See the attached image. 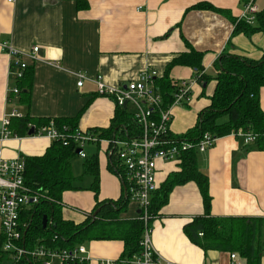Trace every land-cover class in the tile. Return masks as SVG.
<instances>
[{"label": "crops", "instance_id": "1", "mask_svg": "<svg viewBox=\"0 0 264 264\" xmlns=\"http://www.w3.org/2000/svg\"><path fill=\"white\" fill-rule=\"evenodd\" d=\"M249 2L264 11V0H0V42L9 41L26 52L39 46L36 60L25 59L32 70L29 106L21 102V90L12 92L17 87V68L0 48V128L3 117L16 109L22 115L50 119L37 128L55 118L79 116L77 128L82 131L106 129L116 113L114 99L100 94L90 79L79 87L75 73L84 72L91 78L100 75L113 87L136 78L146 67L156 70L159 79L175 58L190 51L189 43L204 52L199 75L210 79L205 84L196 81L199 72L187 65L174 64L169 70L173 81L195 80L190 101L173 109L171 132L185 133L210 104L217 83L212 78L217 74L214 63L222 53L254 60L264 55V31L251 35L234 32L236 20L242 19ZM260 102L264 110V87ZM125 109L132 113V107ZM101 139L98 147H106V159L98 149L97 199H117L124 193V170L109 153L110 138ZM52 142L37 133H14L0 141V153L8 160L42 155ZM111 156L115 170L111 169ZM198 167L209 178L212 216L264 218V145L256 140L246 143L242 137L228 134L218 138L209 150L198 153ZM177 170L178 160L159 161L158 187ZM92 182L88 190L63 193L66 219L82 222L91 213L97 202ZM138 211L137 204L130 200L121 217L135 219ZM203 215L205 207L197 184L192 181L175 186L168 202L149 221L157 255L171 264H231V252L205 250L185 232V226ZM80 245L86 249L83 256L88 264L118 260L124 250L121 240H92ZM236 253L245 264H264V242L258 261L249 262Z\"/></svg>", "mask_w": 264, "mask_h": 264}, {"label": "trees", "instance_id": "2", "mask_svg": "<svg viewBox=\"0 0 264 264\" xmlns=\"http://www.w3.org/2000/svg\"><path fill=\"white\" fill-rule=\"evenodd\" d=\"M255 18L253 24L245 19L236 20L234 32L251 35L264 31V11H259ZM187 45L190 51L175 58L167 67L165 75L155 79L156 87L164 98L163 107L174 101L175 84L169 77L172 65L191 66L197 70V73L199 72L197 80L203 84L209 82L210 78L206 75H199L203 70L204 52L195 50L189 43ZM214 66L217 74L212 78L217 83L210 96V104L199 112L195 125L185 133L175 135V139L196 143L206 132L222 137L233 130L243 128L257 135V143L264 145V110L260 102V91L264 87V55L254 60L243 55L222 53ZM16 80L17 87L19 91L21 90V102L29 106L28 92L32 80V70L29 65L24 71V76ZM115 112L110 127L93 128L91 131L100 138L108 139H132L142 134V128L132 113L119 106ZM78 118L79 116L55 118L54 122L57 127L67 126L72 131L78 127ZM49 120V118H34L25 114L13 117L10 129L18 136H26L31 128L30 125L39 127ZM74 144L72 142L64 145L56 140L44 154L24 156V182L32 193L39 196V201L23 208L20 213L23 236L18 241V245L27 250H34L41 245L55 250H72L86 241L121 240L124 243V250L118 260H130L142 250L141 240L145 222L140 216L135 219L121 217L130 202V194L125 183H123L124 193L119 198L98 201L100 175L97 152L84 158L83 162L84 173L93 177L91 189L97 199L95 207L82 222H75L63 216V193L76 189L77 178L72 171V159L78 154ZM198 153L199 151L193 148L183 152L178 158L179 170L171 172L151 197L150 215L154 217L168 202L175 186L193 181L199 187L203 198L205 215L196 217L185 226V232L191 240L205 250L238 252L249 262L258 261L264 242V218L212 216L209 178L198 167ZM111 158V169L115 170L116 162L112 156ZM98 209L99 212L93 217V213ZM44 216L47 217L46 227H43ZM3 242L4 236L0 234V264L13 260V252L5 251ZM88 262V260L70 259L63 264H88ZM14 263L36 264L37 261L31 256L24 255Z\"/></svg>", "mask_w": 264, "mask_h": 264}, {"label": "built area", "instance_id": "3", "mask_svg": "<svg viewBox=\"0 0 264 264\" xmlns=\"http://www.w3.org/2000/svg\"><path fill=\"white\" fill-rule=\"evenodd\" d=\"M13 1V0H8ZM256 5L249 2L244 9L242 19L248 23L255 22L258 13ZM0 48L11 56V66H15L16 79L24 76V71L28 67V60H36L39 46L33 47L32 51H20L9 41H1ZM78 79L77 85L81 87L85 79H90L97 84L98 92L102 95L112 97L116 106L124 107L126 104L132 107V114L142 128V134L132 139H109L110 151L112 156L123 167L124 173L121 178L130 194V200L135 202L140 210L139 216L145 222L140 253L134 255L130 260H106L100 264H171L159 257L152 245V229L149 225L151 215L149 213L151 197L157 190V169L159 161H177L182 153L190 149H197L205 152L213 147L218 140V136L210 132L203 134L198 142L175 139L171 135V121L173 109L179 105H186L191 99L192 87L197 81L181 79L174 81L175 93L174 101L166 106L164 98L156 87L155 78L157 71L148 67L142 69L136 78L126 84L109 86L102 81L100 75L89 77L84 72L75 73ZM13 93H19V88L11 89ZM22 116L16 109L9 111L2 119L0 128V141H4L14 135L10 129L11 119ZM35 133L45 135L52 141L59 140L64 145L75 143L77 153L80 157L86 158L85 146L87 142H100L102 139L91 130L82 131L79 128L72 130L67 126L59 128L52 120L49 124L41 128L30 125ZM30 128V129H31ZM232 135L242 137L246 143L253 142L257 135L243 130L231 131ZM25 162L24 158L13 160L3 159L0 153V224L1 234L4 236L3 249L11 251L12 259L9 263L19 261L24 255L36 259V264H63L70 259L86 260L83 254L86 252L84 246L79 245L72 250H55L46 248L43 245L34 250H27L18 245L22 238L20 224V213L23 208L31 206L39 201V196L32 193L24 182ZM32 200V202H31ZM231 264H245L239 259L236 252L230 254Z\"/></svg>", "mask_w": 264, "mask_h": 264}, {"label": "rangeland", "instance_id": "4", "mask_svg": "<svg viewBox=\"0 0 264 264\" xmlns=\"http://www.w3.org/2000/svg\"><path fill=\"white\" fill-rule=\"evenodd\" d=\"M183 127V125H182ZM181 126L178 127L179 129L182 128ZM98 143L96 142H87L85 146V152L87 156H91L93 153H96L98 149H100V153L105 158V146L102 148L98 147ZM83 162L84 158L80 157L79 155H75V157L72 159V171L74 176L77 178L75 182L76 189H82V190H88L91 184V181L93 180V177L89 174H84V168H83ZM1 264H19L9 261L3 262Z\"/></svg>", "mask_w": 264, "mask_h": 264}, {"label": "water", "instance_id": "5", "mask_svg": "<svg viewBox=\"0 0 264 264\" xmlns=\"http://www.w3.org/2000/svg\"><path fill=\"white\" fill-rule=\"evenodd\" d=\"M124 107H126V104L124 105ZM34 133H35L34 128H31V129L29 130V132H28L29 135H32V134H34ZM78 152H79V149L76 150V153H78ZM31 202H32V200H31ZM98 212H99V209L96 210V211L93 213V217H95V216L97 215ZM138 212H140V210H139ZM46 224H47V217L44 216V217H43V227H46Z\"/></svg>", "mask_w": 264, "mask_h": 264}]
</instances>
